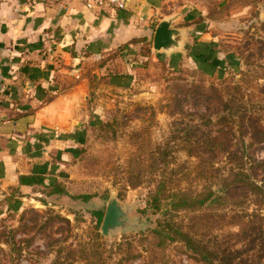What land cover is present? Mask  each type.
<instances>
[{
	"label": "rangeland",
	"instance_id": "rangeland-1",
	"mask_svg": "<svg viewBox=\"0 0 264 264\" xmlns=\"http://www.w3.org/2000/svg\"><path fill=\"white\" fill-rule=\"evenodd\" d=\"M170 12L181 15L176 26L206 32L198 42L214 58L192 50L195 32L174 58L151 42L108 55L74 112L73 150L48 173L55 184L12 191L0 213V264H206L181 242L155 245L148 203L156 188L223 190L218 175L237 170L234 155L264 159V0H206L191 17ZM111 196L136 229L101 234L93 214H104ZM241 196L177 219L214 251L238 249L236 264H264V211L260 221L243 214L255 206Z\"/></svg>",
	"mask_w": 264,
	"mask_h": 264
},
{
	"label": "crops",
	"instance_id": "crops-1",
	"mask_svg": "<svg viewBox=\"0 0 264 264\" xmlns=\"http://www.w3.org/2000/svg\"><path fill=\"white\" fill-rule=\"evenodd\" d=\"M205 2L130 0L121 10H90L84 0H0V213L14 203L12 191L39 186L20 184V175L53 182L48 173L57 170L56 156L67 160L73 150L74 112L106 68L102 61L152 44L161 18L180 19L171 10L196 12ZM194 32L196 55L214 58L199 43L206 32Z\"/></svg>",
	"mask_w": 264,
	"mask_h": 264
},
{
	"label": "trees",
	"instance_id": "trees-1",
	"mask_svg": "<svg viewBox=\"0 0 264 264\" xmlns=\"http://www.w3.org/2000/svg\"><path fill=\"white\" fill-rule=\"evenodd\" d=\"M198 56L205 58L206 54L204 52L198 53ZM234 156L238 157L237 170L232 169L229 174L218 175L220 180L218 183L220 186L223 185V190H214L212 186H206L195 194L185 192L182 189L167 190V194L165 192L162 194L159 188L155 189L148 203L155 218L152 226L148 227L147 230L157 247L165 248L170 243L181 242L188 250L195 253V259L205 261L206 264H236L234 261L237 259L235 254L238 253V249L224 250L226 253H223L224 251H214L206 242L186 230L182 221L177 219V214L181 211H194L211 205L215 201L221 203V200L237 199L242 194L241 197L243 198L253 197L250 202L255 206L251 213H248V211H242V213L251 214L250 216L254 217L256 221L262 220L259 214L264 211V159L255 160L251 159L252 156L245 155ZM245 158L246 160L250 159L247 167ZM19 183L52 186L55 181L46 184L42 175H20ZM53 187V191L58 188V186ZM60 191L67 193L63 188ZM82 197L89 198L90 195ZM235 204L237 206L238 203ZM234 214L239 213L234 212ZM93 215L98 222H102L104 216L102 210L94 212ZM239 221L246 226L248 220H245V222ZM253 223L254 220H250V224Z\"/></svg>",
	"mask_w": 264,
	"mask_h": 264
},
{
	"label": "water",
	"instance_id": "water-1",
	"mask_svg": "<svg viewBox=\"0 0 264 264\" xmlns=\"http://www.w3.org/2000/svg\"><path fill=\"white\" fill-rule=\"evenodd\" d=\"M177 14H169L157 24L152 42V50L158 54L175 55L184 52L188 45L187 38L193 35L187 27L176 26ZM196 31V26L194 28ZM194 52L198 49L193 48ZM198 52V51H197ZM129 211L123 207L115 196H111L107 202L100 232L103 236H109L118 229L122 231L136 229L134 223L128 218Z\"/></svg>",
	"mask_w": 264,
	"mask_h": 264
},
{
	"label": "built area",
	"instance_id": "built-area-1",
	"mask_svg": "<svg viewBox=\"0 0 264 264\" xmlns=\"http://www.w3.org/2000/svg\"><path fill=\"white\" fill-rule=\"evenodd\" d=\"M85 6L90 10L112 8L114 10L125 9L130 0H84Z\"/></svg>",
	"mask_w": 264,
	"mask_h": 264
}]
</instances>
